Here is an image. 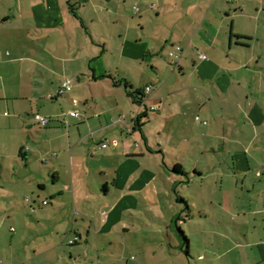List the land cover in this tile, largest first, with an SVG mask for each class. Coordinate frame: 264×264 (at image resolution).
<instances>
[{
	"label": "crops",
	"instance_id": "0c3cea01",
	"mask_svg": "<svg viewBox=\"0 0 264 264\" xmlns=\"http://www.w3.org/2000/svg\"><path fill=\"white\" fill-rule=\"evenodd\" d=\"M175 45L183 48L178 62L169 56ZM166 57L165 69L159 59ZM189 65L212 91L174 81ZM68 79L72 90L58 97ZM97 89L112 107L99 108ZM129 90L144 91L141 105ZM128 100L138 107L136 119ZM196 104L201 138L222 140L207 148L195 142L208 163L193 165L202 172L196 179L245 175L248 187L257 156L264 159V0H0V264H96L95 247L104 264L101 249L120 212L105 200L108 173L101 174L103 198L94 192L93 159L107 151L118 167L115 154L124 158L120 169L143 167L154 153L144 130L150 115L180 120ZM36 114L53 120L42 127ZM136 131L147 151L120 149L119 137Z\"/></svg>",
	"mask_w": 264,
	"mask_h": 264
},
{
	"label": "rangeland",
	"instance_id": "374dc122",
	"mask_svg": "<svg viewBox=\"0 0 264 264\" xmlns=\"http://www.w3.org/2000/svg\"><path fill=\"white\" fill-rule=\"evenodd\" d=\"M155 17L156 13L153 12L152 18ZM110 59L116 61L115 55L111 54ZM159 60L165 62V69L171 61L167 57ZM188 67V77L179 74L174 81L176 83L183 81L186 85L197 83L202 90L209 85L207 87L212 91L211 83L207 82L203 87L204 83L199 82L200 78L193 66ZM152 76L157 77V74L154 73ZM170 76L169 72L163 74V82L159 84L167 83ZM97 93L100 109L102 106L106 109L112 107V103L104 100L101 91L97 89ZM127 104L133 107L136 115L138 107L133 106L129 100ZM199 108L198 104L193 105L192 112L189 111L188 116L181 117V121L179 118V121L173 120L171 114L167 112L164 113V118L168 119V122L157 118L158 113L150 115L151 121L144 126V130L148 134L149 146L154 153L142 161L143 167L130 164L127 168L120 169L124 158L115 154L119 162L118 167L115 159L106 158L107 151L103 157L93 159L96 163L94 173L91 175L95 181L94 192L103 198L106 180L101 174L108 173L111 191L105 200L110 207L118 204L120 212L119 219L114 221L112 218V221L117 222L115 229H112L108 236L110 241L104 243L105 250L101 249L100 257L104 264H264V243H261L264 236V159L261 156H257L261 160L257 162L259 169L249 173L248 187L243 183L245 175L232 177V174H226L218 180L217 173L214 175L216 180L211 179V174L204 180L191 176L190 183L179 182L175 185L177 181H186L187 178L178 179L169 175L166 168H162L165 167L163 164L160 169H155V165L162 159H165L170 167L174 166L176 160L184 165L187 172L192 173L193 165L197 162L201 163V168L208 164L205 155H201L203 151L199 146L202 148L210 147V144L217 146L222 140L213 134L209 139L201 138L204 132L199 130V122L195 117L199 114L197 113ZM116 113L120 119L122 113ZM200 114L206 119L204 113ZM136 118L137 115L134 119ZM212 120L214 125H211V129H214L217 123ZM179 125L183 128L179 129ZM227 125L226 123L225 126ZM243 127V123L239 124L238 129L241 130ZM194 128L196 131H193ZM227 130L231 131L230 125L227 126ZM210 139L215 142L212 143ZM198 141L204 147L195 144ZM119 142L120 149L141 145L142 150L147 151L146 142L140 131L128 133L123 138L119 137ZM159 145L163 147V152L158 149ZM187 148H191V154H187ZM259 148H264V144H259ZM165 179L171 182L170 187L165 185ZM118 180L120 184L116 186L114 182ZM238 180L240 183L236 185ZM179 197L185 198L194 207L196 218H188L184 211L186 205L177 201ZM94 202L97 212L99 202L97 200ZM133 202H136L137 206L125 211L126 206ZM204 211L208 217L200 216ZM179 216L186 220L179 222V225L191 240L190 256L180 248L181 241L174 224L175 218ZM124 227L128 228V231H124ZM93 251L97 259L96 264H99L98 248L95 247Z\"/></svg>",
	"mask_w": 264,
	"mask_h": 264
},
{
	"label": "trees",
	"instance_id": "16d2710c",
	"mask_svg": "<svg viewBox=\"0 0 264 264\" xmlns=\"http://www.w3.org/2000/svg\"><path fill=\"white\" fill-rule=\"evenodd\" d=\"M128 95L134 100V102H136L137 104L141 105V101H140V98L142 96H144V91L143 90H135V91H132V90H129L128 91ZM139 122V119L138 121ZM139 124V123H138ZM163 164L165 165L166 167V170L168 171V174L169 175H173L175 178H178V179H183L184 177L187 178L186 181H177L175 183V185H177L179 182L180 183H184V184H187L188 182H190L191 180V176L194 177V178H197L198 176L201 175V171L199 170H196V169H193V173L192 172H187L186 168L184 167V165L180 162H176L174 164L173 167H170L166 161H163ZM166 173H161V175H165ZM164 183L167 187H170L171 185V182L167 179L164 180ZM174 185V184H173ZM178 202L180 203H183L186 205L184 211L186 212V214L188 215V218L189 219H194L196 218V214L194 212V207L190 205L189 201L186 200L185 198L183 197H179ZM200 216H204L203 213L200 214ZM182 221H186L185 219H182V217H176L175 218V221H174V224H175V228L177 229V234H178V237L181 241V245H180V248L186 253V255L190 256V248H191V240L189 239V237L187 236L186 232L184 231V229L179 225V222H182Z\"/></svg>",
	"mask_w": 264,
	"mask_h": 264
},
{
	"label": "built area",
	"instance_id": "2783aa9c",
	"mask_svg": "<svg viewBox=\"0 0 264 264\" xmlns=\"http://www.w3.org/2000/svg\"><path fill=\"white\" fill-rule=\"evenodd\" d=\"M133 10H134V11H138V7L135 6V7L133 8ZM182 52H183V48H182L180 45H177V46H175L174 51H172V52L170 53V57H171L172 59H175L176 62H178V61H179V57H178V56H179L180 54H182ZM200 58H201L202 60H206V59H207V56H206V55H201ZM72 87H73V83H72L71 80L68 79V80L64 81L62 87H61V88L59 89V91H58V97H62V96H64V95L68 94V93L72 90ZM152 89H153V87H151V86L147 87V88H146V93H150V92L152 91ZM70 116H72V117H79V114L76 113V112H71V113H70ZM52 120H53L52 118H50V117H45V116H42V115H40V114H36V115H34V121H35L36 123H38V125H40V126H42V127H46V126H48V125L51 123ZM196 120L199 121L200 118L197 117ZM130 131H131V130H130ZM102 147H103V148H107V147H108V144L104 143V144L102 145ZM26 201H27V202H30V199L27 198ZM44 204H48V201H44Z\"/></svg>",
	"mask_w": 264,
	"mask_h": 264
}]
</instances>
